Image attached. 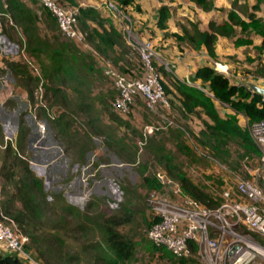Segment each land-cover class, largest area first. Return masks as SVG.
Wrapping results in <instances>:
<instances>
[{"label":"rangeland","instance_id":"1","mask_svg":"<svg viewBox=\"0 0 264 264\" xmlns=\"http://www.w3.org/2000/svg\"><path fill=\"white\" fill-rule=\"evenodd\" d=\"M23 1L37 15L38 34L54 47L62 45L81 83L80 88L74 90L68 80L57 83L48 79L46 72L41 70L50 65L49 60L44 55L25 54L22 33L18 27L8 23V17L0 14V26L3 28L0 29V125L4 138V144H0V162L5 156V144L10 142L18 157L26 160L34 173V190L42 205L37 239L29 240L27 251L35 257L38 255L35 248H44L45 240H49L51 251L44 253L46 260L40 258L42 263L109 264L98 227L105 217L118 215L126 220L118 229L136 243L134 260L126 264H204L196 254L187 259L174 256L170 259L154 250L148 239L147 222L153 219V209L148 204L150 196H176L178 188L182 189L162 158L169 157L179 172L218 203L225 189L234 188L238 177L248 178L254 173L264 175L261 154L244 149L231 138L208 141L200 135V131L205 129V121L210 122L207 116L200 109L183 114L169 93H165L168 108L157 105L159 115L140 97L135 99L129 113L114 110L111 101L117 89L105 74V68L112 64L117 72L129 76L126 65H142L138 51L133 47L142 42H139L141 36L135 25L130 30L132 46L126 44L128 50L124 52L117 48V51L101 54L82 31H79L81 40L63 34L57 21L49 20L47 11L38 0ZM155 1L159 8L162 5L169 7L167 28L182 34L183 28L203 27L208 19L222 20L228 0H214L211 10L217 12H210V15L199 13L200 7L188 0ZM4 2L0 0V8ZM76 2L93 6V0ZM257 2L258 8L260 4L264 5V0ZM233 4H236L234 0L229 3L234 7ZM243 5H246L244 0H240L237 9L245 16L246 13L240 10ZM107 21L110 23L108 18ZM263 34L264 18L255 15L253 20H242L228 42L218 43L220 57L217 61L230 66L232 78L236 81L240 80L235 76L239 74L236 71H247L244 79L255 82L253 73L261 64L264 66V52L255 39ZM122 35L127 42L124 29ZM181 48H184L183 41L173 36L163 46L155 47L156 56L159 54L160 60L169 66V69L163 68V72L160 70L161 79L166 84L174 78L183 82L188 79L193 83L191 77L186 78L184 64L178 65L176 56H181L182 52L187 65L191 64L190 60L196 62L197 57L190 53L189 48L186 51ZM21 62L26 67L16 66ZM46 83L60 90L53 94L51 89H47L46 99L51 109L46 112L51 118L61 112L64 114L70 127L63 133L58 134L55 123L38 113ZM198 87L207 90L204 83ZM80 100L83 110L76 105ZM162 115L169 117L172 123ZM228 115L240 129H248L250 123L246 116L235 112ZM39 122L45 127L42 132L38 129ZM142 171L159 179L162 188L149 190L144 187ZM4 198L0 192V201ZM253 239L264 246V238L253 236ZM0 250L5 253V250ZM253 264H264V261L258 258Z\"/></svg>","mask_w":264,"mask_h":264},{"label":"trees","instance_id":"2","mask_svg":"<svg viewBox=\"0 0 264 264\" xmlns=\"http://www.w3.org/2000/svg\"><path fill=\"white\" fill-rule=\"evenodd\" d=\"M56 1L62 6H69L77 9L76 28L78 31H82L85 34L86 39L93 43L95 49L99 51V53L106 54L109 50L117 51V48L122 49L124 52L125 50H128L122 33L109 23L107 18L103 17L94 6H84L81 3L77 4L76 0ZM102 1L104 2V0ZM111 1L124 13H127V7L133 5L132 0ZM190 1L199 6L203 11H209L214 8V0ZM42 6L47 11V17L49 20L52 22L55 20L57 21L49 8L43 4ZM254 8H258V4L254 5ZM0 14L8 17V23L18 27L22 33L25 38L22 42L25 54L36 57L44 55L45 58L49 60L50 65L46 67L44 66L43 70H41L42 73L43 71L47 73H45V76L48 77V79L51 81L56 80L57 83H62L68 80L71 82L72 89L76 90L80 88L79 86L81 83L76 71L71 67L68 61L66 51L62 48L61 44L54 47L49 44L47 39L42 38L38 34L37 15L31 11L23 0H5V2L1 4ZM168 18L169 8L166 5H162L158 9L157 26L160 29H166ZM241 23L242 20L240 16L234 9H232L228 13V20L222 23L209 21L206 29L202 30L196 26L191 30L183 28L182 34L174 32L172 35L182 40L183 43L195 51L205 49L207 54L215 59L217 57L215 53V44L218 37H231L236 31L235 27L239 26ZM1 28L2 27L0 26V29ZM260 49H264V34ZM74 54L75 53H73V55ZM21 63H16V66L26 67L24 62ZM131 65L133 66V64ZM132 66L130 67L126 65V74L135 77L138 75V72L141 71L142 65H136V67ZM156 70L159 73H161L160 70L162 72L164 71L161 66H157ZM253 76L255 78L258 77L264 79V66L254 72ZM191 79L200 80L202 84L204 83L207 90L194 87L178 78L172 79L169 84H166L162 80L161 83L165 93L171 94L173 100L178 102L179 110L182 111L183 114L200 109L202 113L207 116L210 122L205 121V129L200 131V135L205 137L208 141L212 139L216 142H218V139L220 138H231L236 140L244 149L260 154L258 147L248 133V129H240L232 121L230 115L222 117L216 107V102L227 104L235 113L243 114L249 119V123L253 124L264 119V98L260 94L252 92L244 83H232L227 76L218 73L210 65L199 66L191 76ZM43 89L45 100L43 99L41 101L42 104L38 107V113L45 115L48 120L55 123L58 127V134L63 133L64 130L67 131L70 127V123L68 120H65L64 114L61 115L62 112L59 116L57 115L54 118H51L49 113L46 112L47 109H51L49 102L46 99L47 89H51L53 94L58 93V91L60 92V90L48 86L47 83L43 85ZM207 92L212 93L213 96H210ZM117 94L118 90L111 101V105ZM171 102L174 103V101ZM76 105H78L80 110H83L81 100L78 101ZM90 121L91 120H89V122ZM22 133L20 134L21 136ZM20 141L21 137L18 138V145H20ZM201 143L205 144L207 142L201 141ZM0 144H4L1 125ZM5 146V156L0 162V178L2 179L0 192L5 198L0 201V213L11 218L17 229L28 236V238L30 237L29 240H35L37 239L36 233L39 231L38 224L42 212L41 202L36 196L34 190L36 178L34 173L30 170L28 162L23 158L18 157V154L16 150L12 148L11 143L8 142ZM92 149L93 148H91V150ZM162 159L166 160L169 172H174L175 177L179 180L180 185L184 190L183 192L186 195L207 206H215L217 204L211 196L202 191L179 172V169L173 165L169 157ZM141 177L144 187L149 190H160L162 188V184L157 178L152 177L151 175H145L144 171L141 172ZM259 185L264 189V176L259 179ZM157 219L158 217L153 215V219L150 222H147L149 228ZM125 221L124 218L122 219L118 215H111L105 217L98 227L105 244L107 253L106 258L109 264H126L134 260L135 241L128 238L118 229L119 225ZM44 244L46 245L44 248H35L38 255H34V258L41 264L45 263H42L40 258H43L44 253L48 250L51 251V243L49 240H45ZM27 248L28 246L26 245L25 249L27 250ZM153 249L160 251L170 259L174 256L164 247L153 245ZM29 253L31 254L32 252ZM43 259L46 260V258ZM0 264L28 263L14 252L5 251V253H2L0 250Z\"/></svg>","mask_w":264,"mask_h":264},{"label":"built area","instance_id":"3","mask_svg":"<svg viewBox=\"0 0 264 264\" xmlns=\"http://www.w3.org/2000/svg\"><path fill=\"white\" fill-rule=\"evenodd\" d=\"M38 1L56 17L63 34L82 39L76 28V8L62 6L56 0ZM103 3L123 20L124 30L130 37L131 18L111 0H104ZM133 47L137 49L142 63L140 74L125 76L117 72L112 64L105 68V74L118 90L112 107L119 112L129 113L135 99L140 97L159 115L157 105L168 108V103L161 75L154 66L155 45L152 39H147ZM162 64L163 68L169 69L167 63ZM212 67L225 76L230 74L226 63L214 61ZM186 83L191 84L188 79ZM164 119L172 123L169 117ZM37 124L42 132L45 128L42 122ZM248 129L260 151L264 167V119L249 124ZM258 175L254 173L248 178L238 177L234 188L225 189L215 206L201 203L181 192L180 188L176 196L152 194L148 204L158 219L148 230L149 241L157 247L166 248L176 258L187 259L196 254L204 264H253L258 258L264 261V246L253 239V236L264 238V189L258 182L264 175ZM28 241V236L17 229L14 221L0 213V249L16 253L28 264H41L25 249Z\"/></svg>","mask_w":264,"mask_h":264},{"label":"crops","instance_id":"4","mask_svg":"<svg viewBox=\"0 0 264 264\" xmlns=\"http://www.w3.org/2000/svg\"><path fill=\"white\" fill-rule=\"evenodd\" d=\"M132 1H133V5H130L129 7L126 8L127 9V13L126 14L131 18V20L133 22L132 23L133 24L132 25V29L134 28V25H135V28H137L138 33L141 36V39H140L139 42L147 40V39H152L155 47L158 48V46H163L165 44V41L168 38L170 39V37L173 36L172 33H174L175 31H171L168 28L167 29H160L157 26L158 8L160 6L159 3H157L155 0H132ZM188 1L191 4L197 6L195 3L191 2L190 0H188ZM230 2H233V0L232 1L228 0L226 6H224L225 14L222 17V20L217 21V20L208 19L206 21L205 25L203 27H200V29H202V30L206 29L209 21H215L217 23H222V22L228 20V13L232 9H234L237 12V14L240 16L241 20H245V19H249V18L253 20L255 18V15L256 16L261 15L264 18V5L260 4L259 8H254V5L258 4L257 0H244V4H246V5H243V7L240 6V10H242L243 12L246 13L245 16H243L241 14V12H239L238 9H237V4L240 5V0H234V2H236V4H233L234 7L229 5ZM101 3H103L102 0H93V6L101 13V15L103 17H105V18H108L110 23L118 31H121V30L123 31V29H124L123 20L121 18L117 17L105 5L102 6ZM81 4L83 5V3H81ZM199 9H200L199 13H201L202 15H204V14L210 15V12L211 13L212 12H214V13L217 12L216 10L203 11L201 8H199ZM169 18H168L166 24H168V22L170 21ZM137 21H138V24H137ZM235 28L237 29L238 26H236ZM157 29L161 30L162 32L157 33V31H156ZM122 31H121V33H122ZM175 33H177V32H175ZM173 37H175V36H173ZM231 37H227V38H224V37H221V36L218 37L217 42L215 44V53L217 55V57L215 59L211 58L207 54L205 49L200 50V51H195L191 47H189L188 45L183 43L184 48H181V49H185V51H186L187 48H189L190 49V53L194 54L193 56L197 57V61L196 62H195V60H190L192 65L191 64L187 65L186 64V62H187L186 56H184V54L182 52H181V56H176V60H177L178 65L180 63L184 64V69H185L184 71H185L186 78L188 76L191 77L193 75V73L195 72V70L199 66H201V65H210V66H212V62L219 60L220 56H219V51H218V45H219L218 43H220V42H225L226 43V42L229 41V39ZM262 38H263V36L262 37L260 36L259 38L255 39L256 44H258L259 47L261 46ZM132 39H133L132 35H131V38L129 36H127V40H126L127 42H125V43L127 45H131L132 46ZM161 44H163V45H161ZM160 48H162V47H160ZM262 51L264 52V49H262ZM188 55H189V53H188ZM182 60H183V62H182ZM154 61H156L157 66H161V67H163L162 63H165V61L160 60L159 54H158V57L156 56V58H154ZM157 61H159V62H157ZM185 64L187 66H185ZM228 67H229V72H230V66L228 65ZM261 67H262V64L260 65L259 68H261ZM246 72L240 73L239 71H236V73H239V74L238 75L236 74L235 76H236V78H240L239 81H236L235 79L232 78L231 72H230V74L227 77L229 78V80L232 83H236V84L237 83H244L246 85V82H249V81H247V79L246 80L244 79V76H245ZM252 77L255 79V82L258 83V84H261L264 81V79H262V78H258V77L255 78L254 76H252ZM192 81H193V83L191 82L190 85L196 84L195 87H198L199 84H202V82L200 80H192ZM198 88H200V87H198ZM220 105H223V106L220 107ZM216 107H217V109H218V111H219V113H220V115L222 117H225L229 113H234V111L227 104L216 102Z\"/></svg>","mask_w":264,"mask_h":264},{"label":"water","instance_id":"5","mask_svg":"<svg viewBox=\"0 0 264 264\" xmlns=\"http://www.w3.org/2000/svg\"><path fill=\"white\" fill-rule=\"evenodd\" d=\"M246 85L252 92L260 94L264 98V81L261 84L249 81L246 82Z\"/></svg>","mask_w":264,"mask_h":264},{"label":"clouds","instance_id":"6","mask_svg":"<svg viewBox=\"0 0 264 264\" xmlns=\"http://www.w3.org/2000/svg\"><path fill=\"white\" fill-rule=\"evenodd\" d=\"M154 63H155V61H154Z\"/></svg>","mask_w":264,"mask_h":264}]
</instances>
